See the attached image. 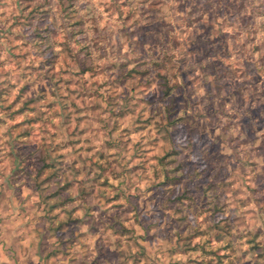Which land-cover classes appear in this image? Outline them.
<instances>
[{
  "label": "rangeland",
  "instance_id": "1",
  "mask_svg": "<svg viewBox=\"0 0 264 264\" xmlns=\"http://www.w3.org/2000/svg\"><path fill=\"white\" fill-rule=\"evenodd\" d=\"M0 216L50 264H264V0H0Z\"/></svg>",
  "mask_w": 264,
  "mask_h": 264
},
{
  "label": "crops",
  "instance_id": "2",
  "mask_svg": "<svg viewBox=\"0 0 264 264\" xmlns=\"http://www.w3.org/2000/svg\"><path fill=\"white\" fill-rule=\"evenodd\" d=\"M15 237L17 236L13 232H7L2 219H0V264H50L49 261H51V259L49 257L51 254H49V252L45 255L41 253L42 255L40 258L37 255V250L33 247L22 251L19 249V243L13 245L12 241H23L24 239H16ZM29 240V236H27L24 243L29 244Z\"/></svg>",
  "mask_w": 264,
  "mask_h": 264
}]
</instances>
